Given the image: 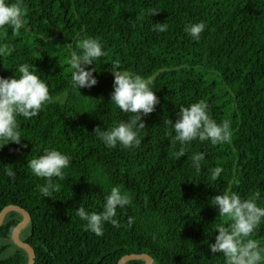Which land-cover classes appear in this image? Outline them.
<instances>
[{
    "label": "trees",
    "instance_id": "trees-1",
    "mask_svg": "<svg viewBox=\"0 0 264 264\" xmlns=\"http://www.w3.org/2000/svg\"><path fill=\"white\" fill-rule=\"evenodd\" d=\"M22 7L26 27L0 29V47L13 49L0 53V77H18L25 62L35 65L53 102L36 117H18L20 144L0 149V213L8 206L29 212L24 241L35 251L34 264H118L142 253L151 264H226L208 245L219 225L232 222L210 199L235 192L255 196L264 207V0H22ZM200 21L206 27L196 41L184 28ZM157 22H166L167 31H154ZM88 37L98 38L107 55L88 66L96 68L97 84L80 95L71 87L69 61ZM115 61L120 70L151 78L160 101L142 117L138 148L109 149L93 133L131 115L110 102ZM199 100L217 123L230 121L231 141L194 140L179 158L164 119L175 123L180 106ZM51 148L68 154L71 164L59 190L43 197L37 185L44 178L34 176L27 161ZM197 152L205 155L200 173L191 161ZM217 166L222 172L213 181L210 169ZM114 185L128 191L132 203L118 209V226L106 223L97 236L75 209L83 203L100 210ZM21 218L11 210L0 225V264L29 263V253L12 239ZM251 238L264 247V221Z\"/></svg>",
    "mask_w": 264,
    "mask_h": 264
},
{
    "label": "clouds",
    "instance_id": "clouds-1",
    "mask_svg": "<svg viewBox=\"0 0 264 264\" xmlns=\"http://www.w3.org/2000/svg\"><path fill=\"white\" fill-rule=\"evenodd\" d=\"M157 13H153L155 15ZM26 9L22 7V0H0V29L11 28L19 32L27 25ZM206 25L203 21L185 26L184 31L193 40L198 41ZM168 24L154 23L153 30L163 33L167 31ZM80 52L73 51L70 57L71 67L74 69L71 76V87L79 94L81 88H91L97 84L93 75L94 65L99 58L106 56L102 42L98 38L88 37L79 43ZM6 50L0 47V53ZM119 61L111 66L114 77L113 91L110 102L124 113L131 114L127 120L114 122L110 127H96L93 133L101 140L105 147L112 149L117 146L125 149L138 148L142 144L141 130L145 128L142 117L155 111L159 99L152 90L151 78H144L128 70H120ZM19 76L11 78L0 77V149L10 143L20 144L21 131L18 117L30 119L38 116L40 111L53 102L45 80L41 78L35 65L27 62L18 66ZM81 95V94H80ZM85 99H91L84 97ZM61 102H63L61 100ZM174 135H171V144H179L177 157L185 156L187 147L194 140L208 141L212 145L230 143L232 128L230 121L217 123L209 114V106L204 100H199L188 106H180L178 119L175 123L170 119L163 122ZM169 133L166 132V135ZM205 159L202 152L191 156L192 166L197 173L201 172V161ZM71 164V157L55 148L45 149L43 154L27 161V167L34 176L44 178L42 185H37L43 197H51L53 192L59 190L58 180L65 178V169ZM6 174L12 178L15 173L9 165H5ZM211 179L217 180L222 168L217 166L210 169ZM55 178V179H54ZM258 195V194H257ZM132 196L121 186H111L104 196L100 210L89 211L83 203L75 209L76 215L84 222L83 227L97 236L104 233V225L110 223L118 226L117 212L132 203ZM210 204L218 209V215L231 220L229 227L219 225L215 242L208 245L211 253H222L226 264H261L264 261V247L252 239V234L264 221V207L258 206L256 197L242 199L235 192L220 194L210 199ZM133 218H128L131 225ZM11 235V230L9 237Z\"/></svg>",
    "mask_w": 264,
    "mask_h": 264
},
{
    "label": "water",
    "instance_id": "water-1",
    "mask_svg": "<svg viewBox=\"0 0 264 264\" xmlns=\"http://www.w3.org/2000/svg\"><path fill=\"white\" fill-rule=\"evenodd\" d=\"M11 210L18 211L22 214V218L17 222V224L15 225V227L13 229L12 239L15 243L20 245L22 248H24L29 253L30 258H29L28 264H34L35 263V251H34V249L32 248V246L30 244L22 241L18 237L19 231L21 230L22 227H24L25 225L28 224L31 216L27 210H25L21 207L8 206L5 209H3L2 212L0 213V225H1L5 215L8 212H10ZM137 259H143L144 264H151V261H152L151 257L148 254L142 253V254H134V255L125 256L118 262V264H125L131 260H137Z\"/></svg>",
    "mask_w": 264,
    "mask_h": 264
},
{
    "label": "rangeland",
    "instance_id": "rangeland-1",
    "mask_svg": "<svg viewBox=\"0 0 264 264\" xmlns=\"http://www.w3.org/2000/svg\"><path fill=\"white\" fill-rule=\"evenodd\" d=\"M28 233H29V227L28 228H27V226L22 227L21 230L18 233L19 239L24 240L28 236ZM1 244H2V242H0V245ZM11 248H15V246L12 245V243H11Z\"/></svg>",
    "mask_w": 264,
    "mask_h": 264
},
{
    "label": "flooded vegetation",
    "instance_id": "flooded-vegetation-1",
    "mask_svg": "<svg viewBox=\"0 0 264 264\" xmlns=\"http://www.w3.org/2000/svg\"><path fill=\"white\" fill-rule=\"evenodd\" d=\"M22 240V239H21ZM22 241H24V240H22ZM14 242V241H13ZM25 242V241H24ZM17 244V243H16ZM18 245V244H17Z\"/></svg>",
    "mask_w": 264,
    "mask_h": 264
}]
</instances>
